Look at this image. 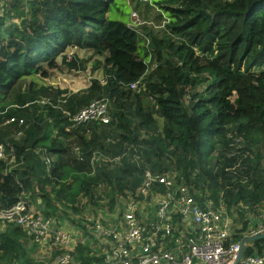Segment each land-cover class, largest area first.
I'll list each match as a JSON object with an SVG mask.
<instances>
[{"label": "trees", "instance_id": "16d2710c", "mask_svg": "<svg viewBox=\"0 0 264 264\" xmlns=\"http://www.w3.org/2000/svg\"><path fill=\"white\" fill-rule=\"evenodd\" d=\"M121 1L145 5L152 28L111 19L116 0H5L2 14L19 25L0 15V205L32 206L39 195L45 217L80 216L83 203L107 198L113 210L150 173L173 176L200 205H240V217L264 208V0ZM69 50L76 57L68 59ZM86 50L103 61H92L101 79L84 90L27 79H47L45 68L55 69L58 58L69 72L85 73L77 58ZM92 101L107 104L109 123L66 132L69 117ZM245 231L246 222L228 243ZM25 239L15 226L0 231V264H34ZM91 245L78 244L75 264L102 263ZM263 255L260 239L243 258Z\"/></svg>", "mask_w": 264, "mask_h": 264}, {"label": "built area", "instance_id": "2783aa9c", "mask_svg": "<svg viewBox=\"0 0 264 264\" xmlns=\"http://www.w3.org/2000/svg\"><path fill=\"white\" fill-rule=\"evenodd\" d=\"M4 2L0 0V6H4ZM135 22L132 21L133 26ZM6 23L7 26L19 25L16 19ZM137 86L138 83L130 88ZM107 110L104 102H90L74 117H69L72 125L66 132L91 120L108 124ZM156 184L164 186L166 191L163 194L156 192L153 189ZM121 200L119 228L105 229L95 225L91 229V234L96 235L104 246L101 264H264V255L242 258L238 262L241 243L247 238L263 235L264 223L248 234H242L238 242L228 243L235 236L231 217L213 208L209 199L200 205L190 188L176 183L173 176L160 178L147 173L138 194ZM140 202L153 203L155 209L150 224H143L140 218ZM32 209L24 199L11 208L0 205V231L9 226L20 228L41 247L54 245L50 246V255L59 253L54 264H75L71 257V233L56 228L52 217Z\"/></svg>", "mask_w": 264, "mask_h": 264}, {"label": "rangeland", "instance_id": "374dc122", "mask_svg": "<svg viewBox=\"0 0 264 264\" xmlns=\"http://www.w3.org/2000/svg\"><path fill=\"white\" fill-rule=\"evenodd\" d=\"M112 10H111V19H117L125 24L129 23L130 19L132 21H136L135 26H139V25H147V27H149V19L148 17H152V13L149 12H145V5H139L136 7L133 6H126L125 3L121 0H116V3L114 5H110ZM2 7L0 6V15L3 17H6V22L9 23V19L13 18L10 16H6V14H2ZM117 7L120 9L119 11L121 13L116 12ZM116 10V11H115ZM131 11V13H130ZM25 14L28 15V12L25 11ZM130 15V18H129ZM15 19V18H13ZM152 19V18H151ZM68 59L72 58L73 56L76 57V53H74V50H69L68 51ZM80 59L77 58L78 60H84L86 62V68H85V73H76L78 72L77 70H74L73 72H69V70H67L66 67L62 66V63L58 62L57 63V67L55 69H46L45 68V72L48 76V78H43L40 74H38L37 76H33L32 77H28L27 79H36V81H41L45 84H54L55 86L59 87L61 90L64 91H68L71 93H76L79 92L81 90H84L86 87H88L91 83V81L96 80V79H101V74H97L95 71L97 70L95 67L92 66V61H93V54L92 52L88 53V52H80L79 53ZM96 57H98L100 61L102 62L103 57H100L99 55H97ZM91 62V65L90 63ZM82 71V70H81ZM93 71L95 72L93 74ZM93 76H95L93 78ZM92 79V80H91ZM192 104V103H191ZM147 107V105L145 106ZM148 110H150V108L148 107ZM156 119H157V124H158V129L160 130L163 126V121L162 119L157 115ZM201 162H204V156L201 155L200 157ZM261 165L264 169V159L261 161ZM131 171L133 172V168H130ZM138 175L137 172H135V176ZM172 180V179H171ZM173 181V180H172ZM100 187H102L104 189V191H108L109 188L108 186H106L104 183L100 184ZM45 188L48 190L49 188V184H45ZM102 188L100 189V191H102ZM107 198L103 199V201L101 202H94V203H90V205H86V203H83V210L84 212L82 213V215L80 216H74L71 219L65 217V220L67 221V225L72 229L73 227H75L76 222L81 225V227L83 229H85V231H90L89 233L91 234V229L95 226V225H100L101 227L105 228V229H117L119 228L120 225V219L119 217H116V211H117V205L114 207L113 210H108L106 205L108 204V202H106ZM122 199V198H120ZM31 200V199H30ZM37 200V202H36ZM39 201V202H38ZM121 201H124V199H122ZM38 203H40L38 205ZM141 206L139 208V215L140 218L142 219L143 224H150L151 221L153 220V211H154V207H153V203L151 202H140ZM31 204L34 207V209H32L33 211L36 210L39 213H44L45 214V210H46V205H45V200L41 197V196H37L36 198L33 199V201L31 200ZM214 205L219 206V208L223 209L224 211L227 210V207L224 205V203L220 200L217 203H213ZM42 212H41V210ZM143 210V212H141V210ZM237 209H240V207H238ZM234 211V210H233ZM242 214H247L246 211L242 210ZM238 213V212H237ZM264 212L261 211L260 215L262 217H260L262 220H264ZM239 214V213H238ZM79 217V218H78ZM78 218V219H77ZM233 218V217H232ZM231 218V219H232ZM234 219V218H233ZM260 219V220H261ZM233 223V220H232ZM236 222L234 221V226L235 227ZM248 229L247 231H245L247 234L248 233ZM91 238L93 239V241H96L99 245H101V242L99 241V238L96 235H92L91 234ZM33 243V246L37 249H39V245L38 243ZM50 246H54L53 244H50ZM41 248V246H40ZM45 248V247H44ZM44 248H42L41 250H39V253L41 254V256L34 257V261L35 262H39L41 257H44L43 255H45V250ZM38 260V261H37Z\"/></svg>", "mask_w": 264, "mask_h": 264}, {"label": "crops", "instance_id": "0c3cea01", "mask_svg": "<svg viewBox=\"0 0 264 264\" xmlns=\"http://www.w3.org/2000/svg\"><path fill=\"white\" fill-rule=\"evenodd\" d=\"M85 52H88L90 53L89 50H86L84 51ZM80 53V52H79ZM79 53H78V56H79ZM80 58V56H79ZM95 58L99 59L98 57L95 56ZM94 60V58H92ZM100 60V59H99ZM57 63L60 62L62 63V60L60 58L57 59L56 61ZM90 65H91V62H89ZM70 72H73V71H70ZM76 73H81V72H75ZM99 73V71H98ZM82 74V73H81ZM95 76H93L94 78ZM33 78V77H32ZM36 80V79H35ZM54 85V84H53ZM261 195H263L264 193H260ZM39 202V201H38ZM206 202H208L206 200ZM211 206L213 208H216L218 209L219 211L223 212L224 214H226L227 216L229 217H233L232 220H233V226H234V221L236 222V225L235 227L232 228V232L233 233H236L237 230H240L241 227L243 226V223L246 222L247 223V229L249 230L248 233L251 231V229H253L254 227H257V226H261L263 223H264V220H262L260 217H262L260 215V212L263 211L264 212V208L263 207H258V210L256 211V213L254 214H250V213H247V214H243L242 217L239 216V214L236 212L237 211V208L240 207L237 206V207H234V211L233 210H223L221 208H219V206L217 205H214L213 203L214 202H211L209 200ZM40 204V203H38ZM225 205V204H224ZM226 206V205H225ZM34 208V207H33ZM121 208L122 206L120 204L117 205V211H116V217H118V213L121 212ZM41 210V209H40ZM42 212V210H41ZM41 214H43L45 216V214L42 212ZM264 214V213H263ZM50 217H52L54 220H55V227L56 228H59L61 230H65L69 233H71V237H72V243H71V251L74 252L76 247L78 246L79 243L81 242H85V241H91L92 242V245H91V248H90V252H95L97 253V258H103V254H104V246H103V243H101V245H99L96 241H93V239L91 238V235L88 231H85V229H83L81 227L80 224L77 225V223L79 222H76V225L75 227H73L72 229L67 225V221L65 220V217L71 219L72 217H74L73 214L67 212V214H64L63 212L61 211H57L53 216L52 215H49ZM79 218V217H78ZM77 218V219H78ZM264 218V217H263ZM261 219V220H260ZM121 221V220H120ZM8 228L6 229H2L1 231H6ZM246 233V232H244ZM247 233V234H248ZM236 235V234H235ZM240 237V235H239ZM24 246L27 250V252L29 253L30 255V258L33 259L34 261V257L37 255L38 256H41V254L39 253V250H41L42 248L44 247H41L40 248V245L38 246L39 249H38V252H37V249L33 246V243H32V240L31 239H25L24 241ZM44 250L46 251L45 252V255H43L44 257H41L40 261L39 262H35L34 261V264H54V261L57 257V255L59 254H51L50 255V246L49 245H46V247L44 248ZM89 252V253H90ZM38 261V260H37Z\"/></svg>", "mask_w": 264, "mask_h": 264}, {"label": "water", "instance_id": "95a60500", "mask_svg": "<svg viewBox=\"0 0 264 264\" xmlns=\"http://www.w3.org/2000/svg\"><path fill=\"white\" fill-rule=\"evenodd\" d=\"M260 239H264V234L263 235H258V236H255V237H251V238H247L241 243L240 251H239V255H238V262L243 258L244 252H245V249H246L247 245L250 244V243H253V242L257 241V240H260Z\"/></svg>", "mask_w": 264, "mask_h": 264}, {"label": "clouds", "instance_id": "9594fccd", "mask_svg": "<svg viewBox=\"0 0 264 264\" xmlns=\"http://www.w3.org/2000/svg\"><path fill=\"white\" fill-rule=\"evenodd\" d=\"M130 23L132 24V20L130 19ZM150 23V22H149ZM147 26V25H146ZM138 27V26H137ZM148 28H152V26H149ZM146 37V36H145ZM153 68V65L151 66H148L146 69H148L149 71H153L154 69ZM263 70H264V67H263Z\"/></svg>", "mask_w": 264, "mask_h": 264}]
</instances>
